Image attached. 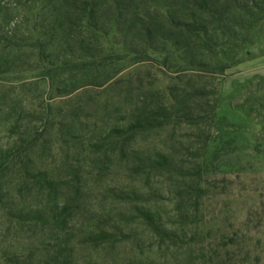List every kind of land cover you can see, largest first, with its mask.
Segmentation results:
<instances>
[{
  "label": "rangeland",
  "instance_id": "374dc122",
  "mask_svg": "<svg viewBox=\"0 0 264 264\" xmlns=\"http://www.w3.org/2000/svg\"><path fill=\"white\" fill-rule=\"evenodd\" d=\"M140 1L131 12L145 21L193 18L192 0ZM218 2L231 7L209 23L211 53L141 57L138 34L105 27L85 40L94 66L65 71L53 66L67 58L61 36L33 32L49 26L40 0H0V264H264V0ZM193 55L211 68L187 67ZM162 106L204 117L119 136ZM18 211L44 219L16 224Z\"/></svg>",
  "mask_w": 264,
  "mask_h": 264
},
{
  "label": "trees",
  "instance_id": "16d2710c",
  "mask_svg": "<svg viewBox=\"0 0 264 264\" xmlns=\"http://www.w3.org/2000/svg\"><path fill=\"white\" fill-rule=\"evenodd\" d=\"M134 1L135 0H62V3L58 5L56 0H40L37 20L43 21L47 18L49 20V26L47 27L43 26V24H39V28H35L33 32L38 31L51 41L55 38L57 33L61 36L60 39L63 40L64 43L62 45L64 48L63 52L67 55V58H59V54H55L57 58H55V65L53 66L56 68H63L65 71L89 70L90 67L94 66L91 61H94L92 59L95 57L93 55L96 53V51L93 50L97 48L90 46L85 40L88 36V38H91L99 33H104L107 28L113 29L114 32L121 34L123 38H135L136 34H138V37L141 39V46L138 50L135 49L136 52L134 54L141 57H145L146 50L156 51L158 48L164 47L165 45L170 46L175 52L185 55L197 49L205 51L206 53H211V45L204 40V36L209 32V23H221L222 17L231 7L228 3L219 4L218 0H192L190 3L186 0L184 2L189 3L190 9L194 11L193 18L183 20L179 16H175V14L168 12L170 16L166 15L164 20L149 19L145 21L142 18L139 19L135 11L131 12V8L135 4ZM140 3H147V0L144 2L140 1ZM176 4H178V2ZM103 5H105V8H102ZM158 5H160V2ZM181 5V7L185 9V6H183L184 4ZM162 6L167 12L170 10V7H174L175 5L172 1L169 4H162ZM203 17H209L212 22L204 21ZM132 27H134L135 30H132ZM36 50L39 51L38 56L40 53L44 52L51 56L50 53L53 52L54 48L52 44H47L36 46ZM76 51L78 53L75 55ZM109 57H112L111 54L101 56L98 65H103ZM184 63L187 67L198 70L211 68V63L205 62L202 59H197L194 55L190 59L187 58V61ZM50 69L51 68H43V71L48 74L49 71H51ZM225 69L226 66H222L220 69L221 74L224 73ZM194 93L195 95H199V90H195ZM165 111L166 108L162 106L158 111L154 112L155 114L148 118L145 117L141 122L137 121L124 126L120 130L119 136L132 135L140 129L147 130L161 127L168 123L172 117L179 121L187 122H194L204 117L200 114L191 113L183 108L179 109V112L177 111L174 116H171ZM162 159L165 160L164 157H162ZM1 160L2 163H5L8 159L4 157V159ZM22 175H24V173H22ZM4 177V172L0 171V190H2ZM30 179L37 189H44L48 194H51L55 190L51 180L46 178L44 172H39ZM68 190L70 195L73 196H78L81 193V187L78 183H72L68 186ZM6 209L11 213L12 208L6 206ZM68 212V209L63 210V213L60 214V218H65ZM17 213L16 216L14 215L12 217L16 224L28 223V225L35 226L37 221L40 222L44 219L42 213L37 214L41 216H36V218L26 216L24 219L20 216L23 214L22 211H18ZM43 215L45 214L43 213ZM145 215L149 218L148 214ZM105 233L108 234L107 231H105Z\"/></svg>",
  "mask_w": 264,
  "mask_h": 264
},
{
  "label": "crops",
  "instance_id": "0c3cea01",
  "mask_svg": "<svg viewBox=\"0 0 264 264\" xmlns=\"http://www.w3.org/2000/svg\"><path fill=\"white\" fill-rule=\"evenodd\" d=\"M257 73L260 75L264 76V67H262Z\"/></svg>",
  "mask_w": 264,
  "mask_h": 264
}]
</instances>
